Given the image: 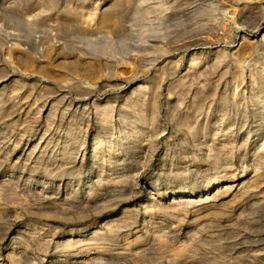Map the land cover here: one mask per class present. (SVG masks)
Instances as JSON below:
<instances>
[{"label": "rangeland", "instance_id": "obj_1", "mask_svg": "<svg viewBox=\"0 0 264 264\" xmlns=\"http://www.w3.org/2000/svg\"><path fill=\"white\" fill-rule=\"evenodd\" d=\"M0 264H264V0H0Z\"/></svg>", "mask_w": 264, "mask_h": 264}, {"label": "bare ground", "instance_id": "obj_2", "mask_svg": "<svg viewBox=\"0 0 264 264\" xmlns=\"http://www.w3.org/2000/svg\"><path fill=\"white\" fill-rule=\"evenodd\" d=\"M105 20H106V18H105ZM108 20V19H107ZM102 21H103V19H102ZM104 22V21H103ZM109 22V21H108ZM111 23V22H110ZM109 23V24H110ZM114 23V22H113ZM112 24V23H111ZM113 25V24H112ZM98 26V25H97ZM103 26V25H102ZM77 63V62H76ZM71 64V63H70ZM75 65V64H74ZM78 65V64H77ZM84 65H85V63H84ZM68 66H69V62H68ZM71 66V65H70ZM74 67V66H73ZM216 182H219V180H216Z\"/></svg>", "mask_w": 264, "mask_h": 264}]
</instances>
